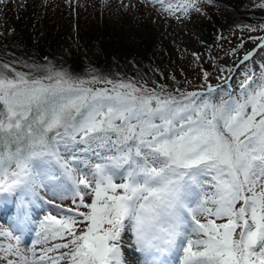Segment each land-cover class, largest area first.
<instances>
[{
    "label": "snow or ice",
    "instance_id": "1",
    "mask_svg": "<svg viewBox=\"0 0 264 264\" xmlns=\"http://www.w3.org/2000/svg\"><path fill=\"white\" fill-rule=\"evenodd\" d=\"M156 2L169 13L194 7V0ZM260 67L259 76L245 73L239 93L221 89L217 99L211 85L207 95H173L54 68L39 77L11 69V76L10 66L0 65V193L51 182L54 190H70L76 204L65 209L47 202L71 213L49 212L40 225L46 237L64 242L39 255L33 250L31 260L16 247L21 264H127L126 230L140 264H264ZM88 152L101 162L78 154ZM198 215L226 222H201Z\"/></svg>",
    "mask_w": 264,
    "mask_h": 264
},
{
    "label": "rangeland",
    "instance_id": "2",
    "mask_svg": "<svg viewBox=\"0 0 264 264\" xmlns=\"http://www.w3.org/2000/svg\"><path fill=\"white\" fill-rule=\"evenodd\" d=\"M236 1L194 0V7L185 14L164 11L156 0H0V65H9L5 71L11 76L15 75L11 69L39 77L46 74L47 68H54L73 77L91 79L97 76L134 82L137 86L173 95L203 92L209 85L219 84L220 87L212 93L217 99L221 89L229 91L223 81L233 74L235 90L232 93L235 95L240 91L245 73L259 76L260 66L264 64V48L260 47L250 60L235 69L242 53L262 42L264 0H243V10L237 14L236 21L224 32L214 34L215 41L214 36L212 40L204 34L201 26L216 11L220 18L231 14L229 10L219 8L231 9ZM26 28H30L31 36L25 32L21 34L20 30ZM44 43L49 45L46 58L40 54L44 47L38 49ZM9 56L28 61L36 58L42 63L35 66L23 60L14 62L8 59ZM102 64L108 67H101ZM204 73H208L207 78ZM92 86L110 87L102 83ZM78 154L85 162H101L91 152ZM101 155L105 153L101 152ZM79 167L87 170L84 162ZM65 187L70 189V181L65 182ZM61 195L67 198L61 199ZM27 196L28 193L18 201L22 207H30L31 201ZM42 197L65 209L76 207L70 190L60 192L46 183L43 187L37 186L30 196V199L37 198L38 205L45 206L43 217L48 210L58 218L67 213H61L53 204L42 201ZM85 201L90 203V197L85 196ZM196 218L201 222L209 219L199 215ZM0 233L6 231L0 229ZM126 234L128 239L124 242L135 247L133 233L126 230ZM4 236L0 234L1 245L5 243ZM36 241L17 247L31 260L34 259L33 250L39 255L43 249L64 242L61 238L46 237L42 233ZM8 242L0 250V264H8L9 260L21 264L20 256L15 254L16 245ZM10 244L14 247L8 252ZM56 254L55 251L48 253ZM61 264L67 262L62 261Z\"/></svg>",
    "mask_w": 264,
    "mask_h": 264
},
{
    "label": "trees",
    "instance_id": "3",
    "mask_svg": "<svg viewBox=\"0 0 264 264\" xmlns=\"http://www.w3.org/2000/svg\"><path fill=\"white\" fill-rule=\"evenodd\" d=\"M242 4H243V0H238L236 2H233L232 4V8L229 9L228 7H223L221 6L219 9H225V10H229L231 12V14H227L225 16H223L222 18L219 17V13L216 11L214 13H212L209 17L207 22H205L203 24V26H201V30L204 32L205 35H207L208 37H210V39L213 40V36L214 34H217L218 32H224L226 29L229 28V25L233 22L236 21V16L237 14H239V12L242 9ZM30 28H26L25 30H20L21 34L23 35V33H29ZM23 32V33H22ZM29 35L31 36V34L29 33ZM216 40V37L214 36V40ZM48 44H43V46L39 45L38 49L41 50V48L44 47V50L40 51V54L42 55L43 58H46L48 55ZM28 48H30L29 46H27ZM31 49V48H30ZM10 60L16 62H22L21 60H23L24 62H26L27 64L31 65V64H35V66L41 64V61H38V59H33L31 58L30 61L25 60L23 58L21 59H17L15 56H9ZM32 60H34L35 62H32ZM17 64V63H16ZM107 64V63H105ZM102 64L101 67H108L107 65ZM33 67V66H32ZM43 67V66H42ZM37 69V68H36ZM110 86V85H108ZM104 87V86H102ZM111 87V86H110Z\"/></svg>",
    "mask_w": 264,
    "mask_h": 264
},
{
    "label": "bare ground",
    "instance_id": "4",
    "mask_svg": "<svg viewBox=\"0 0 264 264\" xmlns=\"http://www.w3.org/2000/svg\"><path fill=\"white\" fill-rule=\"evenodd\" d=\"M195 238V237H194Z\"/></svg>",
    "mask_w": 264,
    "mask_h": 264
}]
</instances>
